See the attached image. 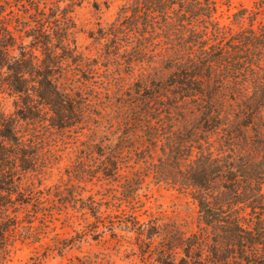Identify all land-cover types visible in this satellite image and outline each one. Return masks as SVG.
I'll use <instances>...</instances> for the list:
<instances>
[{
	"label": "trees",
	"instance_id": "1",
	"mask_svg": "<svg viewBox=\"0 0 264 264\" xmlns=\"http://www.w3.org/2000/svg\"><path fill=\"white\" fill-rule=\"evenodd\" d=\"M65 1L72 5L61 7ZM85 1L27 0L19 4L24 13L34 10L26 29L20 16L11 26L13 9L5 14L11 1L0 0V88L17 108L8 114L0 100V259L16 239L22 205L41 203L22 191L23 172L42 164L38 142L20 134L19 121L46 114L51 125L84 129L93 96L67 86L65 70L82 73L73 81L85 83L101 76V62L139 71L119 120L124 138H142L149 156L159 150L149 171L190 195L201 221L186 234L156 217L139 219L137 192L145 178L135 170L114 195L130 208L118 209L120 224L137 233L141 250L158 264H264V22L254 26L255 14L246 16L243 8L233 14L238 28L222 23L223 0H126L116 20L94 36L105 47L100 61L75 44L70 8ZM99 84L109 89L108 82ZM121 155V148L110 150L101 164L105 176L121 178ZM88 200L98 223L113 218Z\"/></svg>",
	"mask_w": 264,
	"mask_h": 264
},
{
	"label": "rangeland",
	"instance_id": "2",
	"mask_svg": "<svg viewBox=\"0 0 264 264\" xmlns=\"http://www.w3.org/2000/svg\"><path fill=\"white\" fill-rule=\"evenodd\" d=\"M10 1L12 6L6 9L5 14L13 9L9 15L13 16L11 26L17 24L15 16H20V21L29 29L33 24L34 10L30 7L28 13L21 11L24 8L19 4L27 3V0ZM125 1L98 0L96 6L90 0L70 8L78 51L101 61L98 57L105 47L94 36L100 28H107L116 20ZM222 2L225 3L220 9V19L224 24L238 28L233 23V14L243 8L248 10L246 16L255 14L254 26L264 22V0ZM67 5L72 4L69 1L61 3V7ZM243 23L248 25L250 19L246 17ZM25 40L28 42L30 38ZM99 63L96 67H100L101 76L97 74L85 83L73 81L79 76L83 78L82 73L77 75V70L71 68L65 70L67 86L71 84L69 86L76 89L81 86L93 96L94 106L90 118H85L82 124L84 129L76 125H51L45 119L46 114L35 120L19 121L20 134L38 142L36 150L42 164L35 170L23 172L22 191L26 194L32 191L41 203L32 199L22 205L17 214L20 222L16 239L8 255L0 259V264H158L154 255L149 256L141 250L137 233L120 224L116 215L121 212L119 208L130 211L127 203H120L122 201L115 199L114 195H121L124 189L121 184L126 178H134L135 170L141 171L145 178L137 192L142 202L136 210L139 219L148 222L151 217H156L160 224H175L186 234L201 226L198 207L190 195L157 182L149 171V163L157 159L159 150L153 149L149 156L142 152L147 144L142 138H124L127 130L119 120L127 109V92L132 89L139 71L136 68L134 73H128L124 65L118 67L111 63L107 68ZM102 80L109 83V89L99 84ZM15 99L8 90L0 88V100L6 113L12 114L17 110ZM141 133L136 131V134ZM112 148H121V178L107 177L102 171L101 164ZM91 196L102 204L103 217L114 214L113 218L108 217L103 220L105 223H98L87 209ZM251 211L249 207L247 212L251 214ZM29 220H32L31 224ZM111 220L116 227H110ZM97 224L98 228L95 227ZM28 229H31V234Z\"/></svg>",
	"mask_w": 264,
	"mask_h": 264
}]
</instances>
